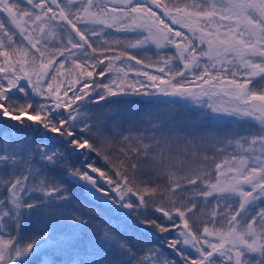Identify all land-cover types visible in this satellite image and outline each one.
Listing matches in <instances>:
<instances>
[{"label": "snow or ice", "instance_id": "snow-or-ice-1", "mask_svg": "<svg viewBox=\"0 0 264 264\" xmlns=\"http://www.w3.org/2000/svg\"><path fill=\"white\" fill-rule=\"evenodd\" d=\"M0 264H264V0H0Z\"/></svg>", "mask_w": 264, "mask_h": 264}, {"label": "trees", "instance_id": "trees-1", "mask_svg": "<svg viewBox=\"0 0 264 264\" xmlns=\"http://www.w3.org/2000/svg\"><path fill=\"white\" fill-rule=\"evenodd\" d=\"M121 34V33H120ZM143 55V54H142ZM147 56H151V58H157L153 52H149L147 53ZM96 80L101 79V77L99 76H95L94 77ZM109 100H119L118 103H107L105 101H99V104H90L89 108L97 113H107L110 110L111 111H115L117 109L121 110L122 112H127L129 110H134L136 108L141 107V102H140V98L136 97V96H127V97H117V98H112L109 97ZM161 99H169L166 97H162ZM189 107L194 108L195 105H191L189 104ZM159 110L162 113H171L173 115H175L176 113H180V112H185L187 111V108L185 106H183V103L181 104H177V105H171V104H162L159 106ZM194 113L190 116V118H194ZM227 117H225V121H227ZM223 131V129H222ZM102 163V162H101Z\"/></svg>", "mask_w": 264, "mask_h": 264}, {"label": "rangeland", "instance_id": "rangeland-1", "mask_svg": "<svg viewBox=\"0 0 264 264\" xmlns=\"http://www.w3.org/2000/svg\"><path fill=\"white\" fill-rule=\"evenodd\" d=\"M115 35L117 36V37H119V36H121L122 34H120V33H115ZM154 54V53H153ZM148 57H150L151 58V56H148ZM151 60H156V58H151ZM61 71H64L63 69H61ZM149 71H151V72H153V74H155V69H149ZM72 79H75V77H72ZM81 83H83V80L81 81ZM80 85H77V87H79ZM231 127H233V128H235V127H237L236 125H230Z\"/></svg>", "mask_w": 264, "mask_h": 264}]
</instances>
